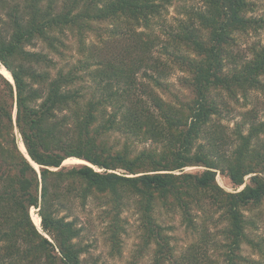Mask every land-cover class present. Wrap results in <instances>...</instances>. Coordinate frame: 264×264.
Listing matches in <instances>:
<instances>
[{
    "label": "trees",
    "instance_id": "1",
    "mask_svg": "<svg viewBox=\"0 0 264 264\" xmlns=\"http://www.w3.org/2000/svg\"><path fill=\"white\" fill-rule=\"evenodd\" d=\"M192 1L201 5L185 9L161 44L152 29L171 0H0V66L12 78L0 74V264H83L75 204L85 213L88 201L111 219L114 245L121 215L133 206L144 243L156 245L152 264H260L243 247L264 256V239L246 216L264 207V121L254 111L232 128L222 121L227 99L264 91V45L249 57L234 51L237 35L263 28L264 16L254 15V0ZM101 23L126 44L107 53L103 40L88 46L81 62L95 67L86 91L77 87L84 66L57 67L50 55L64 61L61 37L81 40ZM37 41L48 53L25 49ZM158 48L163 59L154 57ZM172 66L186 74L187 100L169 99L162 80ZM148 142L154 147L133 149ZM69 158L90 166L66 167ZM193 167L202 171L185 172ZM157 209L179 215L197 236L184 256H175ZM215 217L225 226L212 236Z\"/></svg>",
    "mask_w": 264,
    "mask_h": 264
},
{
    "label": "rangeland",
    "instance_id": "2",
    "mask_svg": "<svg viewBox=\"0 0 264 264\" xmlns=\"http://www.w3.org/2000/svg\"><path fill=\"white\" fill-rule=\"evenodd\" d=\"M254 2L256 3L255 7L253 8L254 15L264 16V0H254ZM200 5L201 3L198 1L171 0V2L165 7L161 17L156 18L157 23H155L153 26L152 34L156 37L158 36L160 43L163 44L166 41V30L173 28L177 21L184 17L185 9L189 7L195 8ZM4 19L5 11L0 7V27L2 25L1 22ZM122 24L123 23H119L118 25L116 24V27L124 31L126 25L124 26ZM94 26L95 30H90L88 34H86V37H82L81 40L79 36L69 33L61 37L62 41H64L66 45V48L61 50L65 54L63 58L64 61L61 62L53 54L50 55V57H52V59L55 61L57 67L67 65L70 68H78L79 70L80 67L84 66V62L81 61H85L91 55L88 46L92 44L98 46L99 41L103 40V51L105 53L109 51L112 52L115 49H120V42L123 45L126 44V39L122 36L117 37L116 35L115 38L114 35H110L108 29H111V25L101 23L94 24ZM136 29L141 30L140 28ZM123 33H125V31ZM119 39L121 41H118ZM80 41H82L83 48L80 45ZM128 42H130V39ZM157 43H159L158 40ZM263 45L264 27L257 31H250L244 35H237L234 51L239 55V57H249L251 55V51L258 49L259 46ZM25 49L27 51H43L44 53H48L47 48H45V46L40 41L35 42L34 47L28 46ZM155 51L154 57L160 56L163 59L164 55L162 50L158 48ZM79 61L80 64L78 63ZM94 63L95 62L90 59L89 68L84 66V69L81 73V80L77 87L80 86L86 91L89 90V88L94 87V84L91 82L90 75L91 71L95 67ZM0 69L3 68L0 66ZM185 76V73L175 69L172 66L169 76L162 80L163 83H166L169 93H171L169 99L174 100L173 97L175 96L183 100L190 98V92L184 88L185 86L181 82L182 78ZM139 82L148 84V82L142 77L139 78ZM148 85L153 86L152 83ZM220 95L221 94H217V96ZM217 96V101H220V97L217 98ZM224 101L225 100L223 99V102ZM227 108H229V113L223 114L225 118L222 123L229 128H232L236 122L240 121L241 113L247 111H254L257 114L258 120L264 121V91H251L248 93L246 99H240L237 103L227 99ZM117 137L118 134H114L111 135L108 140L112 142L114 141V138ZM149 147H154V145L149 142L146 144H135L133 149L138 151ZM84 164L88 165L86 162H84ZM73 165L79 164H65L66 167H71ZM200 171H202V169L196 167L185 169V172L187 173H196ZM216 181L227 192H233L234 189L227 178L217 174ZM96 207L97 206L95 204L88 201L87 212L84 213L82 210L78 209V203L76 202L75 204L76 214L78 216V224L83 227V231L78 242H80V245L86 249V252L81 255L82 263L152 264L153 251L156 249V245L153 242H150L147 245L144 243L143 223L140 219V214L133 208V206H130V208L125 210L121 215V225L123 227V232L118 235L116 245H114L115 242L112 241L111 233L107 228L111 219L107 217L101 219L100 216H98V209H95ZM33 215H36L35 209L30 210L31 218ZM246 216L248 217V220L252 222V228H254L251 230V232L254 233L256 237L264 239V207L258 210L251 209L246 212ZM155 219L161 225V227L167 229L164 230V233L170 238V246L174 248V254L176 257L184 256L189 250V246L197 241V236L191 234L185 229V225L182 224V220L179 215H171L162 209H157ZM216 220L217 218L215 217L213 221L216 222ZM224 226L225 224L220 222L217 223L216 227H213L210 224L208 226L209 233L213 236L217 230L223 228ZM217 240L221 241L222 238L219 236L217 237ZM113 248L121 249L120 254L112 255L111 249ZM243 254L245 256H249L252 260L260 261V264H264V256L256 254L248 247H243ZM213 264L216 263L213 262ZM219 264H223L222 260L219 261Z\"/></svg>",
    "mask_w": 264,
    "mask_h": 264
},
{
    "label": "bare ground",
    "instance_id": "3",
    "mask_svg": "<svg viewBox=\"0 0 264 264\" xmlns=\"http://www.w3.org/2000/svg\"><path fill=\"white\" fill-rule=\"evenodd\" d=\"M0 74L2 76H4L7 80L12 81L11 75L4 68L0 69ZM20 149H21V151L23 153H25V148L22 145V143H20ZM65 164H84V161L73 159V158H69V159L64 161L63 165H65ZM32 219H33L34 224L37 226V228H39L40 227V219L36 215H33Z\"/></svg>",
    "mask_w": 264,
    "mask_h": 264
},
{
    "label": "water",
    "instance_id": "4",
    "mask_svg": "<svg viewBox=\"0 0 264 264\" xmlns=\"http://www.w3.org/2000/svg\"><path fill=\"white\" fill-rule=\"evenodd\" d=\"M26 157L28 158V156L26 155ZM86 165V164H85ZM88 166V165H87Z\"/></svg>",
    "mask_w": 264,
    "mask_h": 264
}]
</instances>
